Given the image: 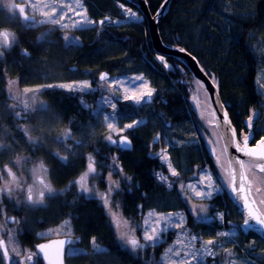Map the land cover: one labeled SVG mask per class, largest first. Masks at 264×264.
I'll return each instance as SVG.
<instances>
[{
  "label": "trees",
  "instance_id": "trees-1",
  "mask_svg": "<svg viewBox=\"0 0 264 264\" xmlns=\"http://www.w3.org/2000/svg\"><path fill=\"white\" fill-rule=\"evenodd\" d=\"M146 2L149 11L154 14L163 0H146ZM97 10L103 8L99 7ZM5 13L0 7L2 18ZM106 16L111 15L105 13L98 18ZM111 20L106 21L105 26H97L99 30H104L99 37H102L101 34H105L104 37L106 35L113 37L120 44H116L120 52L101 58L91 56L95 50L88 46L92 45L93 39H100L95 35L92 36L91 31L82 30L75 33L80 41L77 44H82L81 48L66 46L63 50L60 43L65 44V42L60 32L50 30L53 39L37 43L39 29L22 27L18 18L7 23L15 29L17 40L16 45L6 51L3 60H0V127L3 129L0 135L5 136L13 152L9 160L5 158L0 161V166L11 165L10 162L18 155L15 148L23 146L27 154L39 158L48 166L54 184L63 188L79 174L84 164L88 162V154L85 153L90 152L97 163L99 175L95 179L99 188L104 189L103 178L110 172L114 181L119 183V190L113 192V199L119 205L123 217L139 224L141 215L147 209H167L170 207L169 201L175 199L176 206L185 215L186 225L195 232L207 233L209 237H214L218 228L228 229L232 226L238 228L235 237L221 241L223 250L216 251L214 258H206L203 264H222L225 260V251L228 250L238 258H247L251 264H264V243L258 234L253 231L244 232L241 229L240 213L227 190H219L206 201L210 213L209 221L201 224L192 217L186 198L176 186L178 182L183 184L196 179L198 172L203 168L209 170L215 181L217 180L214 157L203 142L197 145L194 143L184 149L176 144L169 148L168 152L174 156L173 160L181 159L192 167V172L181 173L183 177L179 175L175 180L172 177V187L167 189L156 176L159 170H164V165L160 162L159 155L152 153L157 147V141L152 136L153 131L149 126L127 130L126 135L130 138L132 147L129 150H120L119 147L116 148L103 140V135L97 130L100 121L97 119L94 121L91 109H86L81 101L68 94V91L43 89L40 96L50 110L47 113L35 111L26 115L30 124H37L40 127L46 125L47 128L44 130L47 134H51L50 139L54 143L44 142L45 144L38 146L33 145V153L32 149H29L30 143L26 142L24 133L12 127L10 123L7 124L13 117V111L20 110L19 106L15 109L10 106L11 98L7 94V82L16 77L21 85L43 83L41 74L44 73L39 68L41 65L39 59L51 57L56 64L64 68L70 63H76L80 67L88 65L91 69L115 68V64L119 61L125 62V59H121L123 52L121 50H126L132 59V56H137L134 60L136 63L129 60L133 64L128 66L137 65L133 66L135 69H140L138 67L140 66L144 72L151 75L154 83H161V86L157 89V95L152 97L151 103L140 107L118 100L120 109L135 114V111L145 106L148 110L142 114L155 124V130L161 133L162 128L169 123L180 132L177 139L181 142L187 141V136L181 132L182 127L184 132L190 130L191 124L194 127L199 124L197 119L192 122L193 115L187 107L189 90L184 82V75L190 78V73L175 58H166L173 70H165L157 64L145 20L121 24L109 29ZM1 21L2 19L0 26ZM158 29L166 45L182 47L194 55L203 70L212 78L237 135L240 136L242 131H251L254 139L250 140V144H255L264 136V101L256 87L259 69L264 68V51L254 48L257 37L259 35L264 37V0H170ZM54 42L57 44L51 45ZM24 50L29 51L28 56L21 54ZM140 50L149 53V57L144 62L138 58ZM37 68L40 73L37 72ZM153 86L156 87L155 84ZM100 96V92L97 91L94 97L86 99L85 104L88 107L89 104L95 107ZM151 109L154 114L149 113ZM253 112L258 118L255 117L253 128L249 130L246 122ZM49 117L55 118L54 124L43 121L51 120L52 118ZM67 125L72 135L82 140L81 144L58 142L57 135ZM89 125L93 128L87 132L86 127ZM80 131L85 133L82 134ZM158 135L161 137L160 134ZM65 145L71 149L70 152L66 150ZM56 149H63L64 156L68 155L66 165H62L55 158ZM175 164L180 168V164L177 162ZM64 194L61 197L51 198L47 208L48 217H40L55 223L59 217L69 215L75 235L80 237L79 243L86 251H94L91 245L92 237H95L96 243L106 250V254L94 251L95 256L86 254L87 256L71 259L70 264H100V260L106 264H152L154 260L158 264L159 256L163 252V243L155 248L132 252L118 241L114 225L99 199L85 200L73 189ZM14 204L13 199L3 197V205ZM219 213L223 214L222 221L217 218ZM20 239L24 243L29 242L27 233L20 236ZM249 242H253V248H248Z\"/></svg>",
  "mask_w": 264,
  "mask_h": 264
},
{
  "label": "rangeland",
  "instance_id": "rangeland-1",
  "mask_svg": "<svg viewBox=\"0 0 264 264\" xmlns=\"http://www.w3.org/2000/svg\"><path fill=\"white\" fill-rule=\"evenodd\" d=\"M89 1H92L91 3L94 4L93 7L95 8V10L89 9V7L86 5L85 1L81 0L82 8L87 10V19L95 21L94 16L98 17L100 15H103V13H106L107 15H111V16H106V17H110V19H112V22H111V24H109L110 26L108 27L109 29L112 27H116L118 25H121V24H127L130 22H141L142 20H144L143 16H141L139 11L134 6L128 4V2L127 3L124 2L125 0L123 2H120V1L118 2V0H89ZM12 2L24 4L27 7L28 11L32 15L35 16V18H36L35 21L37 23H36V26H34L32 28L39 29V31H40V33L38 35L39 37L44 33H48L47 39H53V37L51 36L52 32L50 30L55 31L54 29H56V30H59L62 37L68 36V37L77 38V36H76L77 34H75L77 31H82V30L88 31L91 29V27L93 25H95L96 26V33L94 35L96 36V38H100V39H93V41L91 42L92 46L95 47V48H93V50H95V52L91 56H93V57L96 56L97 58H101V57H105V56H111L110 54H115V53L118 54L120 52L118 50L117 45H116L118 42L116 40H114L113 37L107 36V35H106V37H104L105 34H101L100 36H102V37H99V34L102 33L104 30H99L97 28L98 25L96 23L86 24L83 28H73L72 24L74 23V21L81 19V17L75 16L72 12H69L68 15L65 17L64 21L62 22V23H65L68 25L67 28L61 29L59 26H55V25H51V24H40L39 21L43 19V17L40 15V8H31L30 5L31 4H39L42 7L43 3L51 4V0H12ZM59 3H63L65 5H68L71 3L72 6L75 8L76 0H57V4H59ZM121 4H123L125 6V8H131L133 12H136L138 14V18H129L128 14L120 7ZM147 6H148V4H147ZM99 7H102L103 10H97ZM44 10L50 11L51 9L48 8V9H44ZM4 11L6 12L4 15V18H2L3 16H0L1 17L0 19H2L1 23L5 24V25L1 24L0 31H3L5 29L8 30L10 32V34L13 37H15V41H16V36L14 34V30L7 23H10V21H12V19H17L18 16L10 15L6 11V9H4ZM97 17H95V19ZM99 18H101V17H99ZM22 23H24V22H22ZM22 23H20V25ZM104 26H105V24H104ZM55 40H56V38H55ZM77 40H78V43H80L78 38H77ZM63 41H64V39H63ZM174 47H179V46H174ZM254 48H256L259 51H264V37L263 36L259 35L257 37V40L255 41V44H254ZM121 51H123L121 59H125V62L119 61L117 64H115L116 67L112 68L113 74L108 79V81L99 82L98 86H100V87H98V86L96 87V89L101 94V97L99 98V100L96 103V108L93 111V113H94V119L93 120L96 121V119H97V121L98 120L100 121V125L97 128V130L100 132L101 135H103L104 139H105V137H107L110 134L112 135V137H118L115 133H111L109 131V129L106 126L107 122L103 119V117L105 115H110L113 111V109H111L108 106V104L105 102V98H108L113 103H117V117H118V119H116L114 122L115 127L117 129L122 128L123 125L128 124V123H132L133 120L141 121V123L138 126L132 128V130L137 129V128H141V127H145V126H149L150 129H152V131H153L152 136L154 137V139H156L155 141H157L156 142L157 147H156V149H154L152 151V153L160 154L163 150L169 158L168 163H170L172 165V167L175 168V170L180 175H181V173L192 172V167L188 166L181 159L177 158L175 160H176L177 164H180V168H178L175 164L176 163L175 160H173L174 156L173 155L171 156L170 153L168 152L169 148H171L173 146V144H176L179 146V148L184 149L188 146L194 145V143L197 145L198 143L203 142L204 145L206 146V148L208 149L209 153L214 157L215 167L217 170V180L215 181V179L212 176V173L209 170H207L206 168H203L198 172L196 179L191 180V181H186L185 183H183L185 185L184 189H181V187H180L181 182H178L176 186L181 190V192H182L181 195L186 198V201L188 203L187 207H189V211H190L192 217L195 220L200 221L201 224H202V222H203V224H206L209 221V214L210 213H209L208 205L206 202L209 198L196 196L195 192L192 189L188 188L187 186L189 184L194 185L197 191L206 190V189H204V184L200 183L201 178L205 175H211L212 183H213L214 187L217 189L214 193H216L222 189H225L230 193V195L232 196L233 203L236 205L237 211L239 212V208H238L237 203L235 202V198H234L235 192L232 191V186H233L232 185V175H233V170H235L236 175H238V176L240 175V172H241L240 165L238 163H236V158L232 157L227 151L226 143L221 136V133H220L218 126L216 125L215 117H214V114H213L207 93L205 92L203 86L191 74H190V78H188L186 75H184V77H185L184 82L186 83L187 89L189 90V98H188L189 105L187 107L193 115L192 122H195L197 119L199 124L197 127H194V125L191 124L190 130H186L184 132H183L184 128L182 127L181 132H182V134H185L187 136L186 137L187 141L183 140L184 142H181V141H179V139H177L180 132H178L176 128H173V125L172 126H164V128H162V130H161V133L159 130H157V129L155 130V124L150 122L142 114V113H144V111L148 110L145 106L142 107L140 110L135 111V114L131 113V111L129 112V110H123V109L121 110L120 109L117 101L118 100L123 101L122 96L124 94L125 88H129V89L134 90V91L144 90L145 88H150L153 90V96L152 97H154L157 95V89L159 88V86H161V83H154L151 75L144 72L140 66H138L140 69H135L133 67V66H137V65H133L132 67L131 66L129 67L128 65L133 64V62H131V61L129 62V60L134 61V60H136L137 56H132L133 57V59H132L131 57H129V53L126 52V50H121ZM148 57H149V53H144L143 51H141L140 56L138 58H140L144 62V61H146V59ZM158 57H161V56L155 55L154 59L159 66L163 67L165 70H168V69L173 70V67L171 66V64L169 62H167L165 57H164L163 62L160 59H158ZM39 61L41 63V65L39 67L40 69H43V68L58 69V68H56V61H54V59L51 57H49L48 59L47 58H41V59H39ZM165 62L167 63L168 67L164 66ZM134 63H136V62L134 61ZM38 66H39V64H38ZM37 70H38L37 72H39L38 68H37ZM48 73H50V71H48ZM96 73H97V70H90L91 75H93V74L96 75ZM137 76L143 77V83H141L138 80H134V78ZM11 81H16V84L14 85L12 92L17 97V99H12L7 92L8 96L11 98L10 106L13 109H15L17 106H19L21 109V113L24 114L23 104L25 102H27L28 104L31 105L33 95H35V100H36V103H35V105H33V107L39 108V105L41 103L45 104L44 100L40 97V93L43 89L40 92L35 93V94H33V93L25 94L24 89H26V88H38L41 85H47V84H53V85L65 84V85H67V84H73V83L88 81V79L83 77V75H82L81 78L77 77V78H73L71 80L58 82V77L53 76V77L49 78V81L47 83L28 85V86H21L19 84V81L16 79H12ZM111 81H121L122 82L120 84V86L118 87V91L116 92L115 96L112 95V89L109 86ZM152 83L155 84L156 87L153 86ZM172 84H173V81H172ZM172 84H171V86H172ZM91 86H92V90H94L95 86L94 85H91ZM6 87L8 89V84ZM256 87H257V90L260 93V95L264 101V68L259 69V72H258L257 78H256ZM46 89H50V90H53V89H59L60 90L61 89V90L67 91L66 89H62L59 87L46 88ZM69 92H72V91H69ZM126 102L132 103L131 101H126ZM146 104H149V103H146ZM13 106H15V107H13ZM137 112H139V113L137 114ZM150 112H151V114H154V112H152V109L149 111V113ZM255 117H256V115H255ZM51 118L52 117H49V119H51ZM256 118H258V116ZM54 120H55V118H52L51 120H45L44 119L43 121H48V124H54V122H55ZM165 127H167V128H165ZM46 128H47L46 125L40 127L37 124H31L26 128V130L29 131V133L32 135V139L38 140L39 143H41L40 141H43L46 143L47 142L54 143V141L50 139L51 134H47V132H45L44 129H46ZM92 128H93V126L89 125L86 127V129H87L86 131L88 132ZM127 130H130V129H127ZM127 130H125L124 132H122L120 134H126ZM68 131L69 130L67 128H62V132L59 135H57L56 138L59 139L64 133H66ZM80 133L84 134L85 132L80 131ZM246 133H248V132L242 131L240 136H238V142H241V146H242V136H243V134H246ZM158 134L161 135V137L159 139L156 138V136H158ZM52 139H53V137H52ZM250 140H249V147H254L257 141L255 142V144H250ZM0 143H3L5 145H9V142L5 139V136H3V135H0ZM29 149H32V144H30ZM15 150L18 152V155L16 156V158L17 157H26V158H29V160L31 162L27 163V164H22L21 165L22 171H20V172H17V169L15 167H13L12 170L14 172H17L18 176H22L29 184H31L33 181H32V178L30 176V173L27 171V169L33 168L35 166V164L41 162V160H39V158H35V157L30 156V154H27L26 150L23 146L17 147V148H15ZM12 152H13V149L10 148L9 150H6V151H3L2 153H0V161L2 159H5V158H6V160H9L12 157V154H11ZM55 153H59L60 156H64V150L63 149H60V150L56 149ZM67 157H68V155H67ZM16 158H14V160ZM68 159H69V157H68ZM159 160L164 165V170H159L157 173H163V175L167 176L168 177V183L171 184V179L173 176H171V174L168 170L167 163L164 162L160 158H159ZM245 161H246V166L243 169V171L245 172V174L248 177V181L246 182V188H247L248 183L251 184V195L249 196V201H252V200L256 201L255 204H250V207L254 211H258L259 213H264V204L259 203L261 200H264V173H259L258 170L252 168L249 164H247V162H248L247 160H245ZM87 163L84 164V167L80 170L79 174L74 179H71L70 181L78 179L86 171ZM5 165H7V164H3L2 166H0V169H2ZM44 165L48 169V166L45 163H44ZM11 166L12 165H9V167H11ZM181 177H183V176L181 175ZM7 179H8V177L5 176L4 180H0V187L4 186V182ZM175 179H177V177H173V180H175ZM47 180L50 182L51 187L57 193L63 192L62 195H65L64 194L65 192H67L70 189L71 190L73 189L76 192V194H78V195L80 194L76 187H70L69 186L70 181L68 183H66L63 188L57 187L54 184L53 180L50 178L49 170L47 173ZM112 181H114L113 177L112 176L109 177V174H107L103 178L104 189L99 188V184L97 183L96 179L89 178L88 184L90 187L94 188L99 194L103 195L107 191L108 184L111 183ZM161 183H163V182H161ZM240 183H241V181H240V179H238V186ZM170 188L167 187V189H170ZM258 188L261 189V191L259 193H257V191H256ZM238 193H239L238 195L241 199V202L244 205L243 197L245 195H247L248 193H247V191L240 192L239 190H238ZM62 195H58L55 198L61 197ZM4 197L7 198V196H4ZM12 197H13L12 199L14 200L15 204L20 205V206H26L28 208V210L36 211V210L40 209L41 207H43V206L30 207L27 204L23 203V196H21V194L19 192H13ZM17 199H19L21 202L16 203ZM50 199L51 198H46L45 205L48 204ZM111 200L113 203V207H112L111 211L117 213V216L121 221H127L130 228L135 229L134 232H132V231L128 232V236L134 237V238L140 237L142 227L144 224V219L148 217L149 212L154 211L157 214L173 213L174 216L172 219L174 222L179 220V218L181 216L184 217L182 229L179 227L170 228L168 230V232L166 233V235L164 237V241L162 242L163 243V252L159 256L158 264H161V257L164 255L165 251L169 247H173L174 250H179L182 252V255L179 257L174 256L171 253H169L172 260H175L178 262L181 259H191L190 255L185 256V255H183V253L184 252H189V253L196 252L197 259L191 260V264H203L205 262L206 258H208V257L214 258L215 254L214 255H207V253H205L203 256H201V252L203 251V249L201 248V242L207 241V240L215 241V244L213 246H209V247L212 248L213 253H215L216 251L220 252L223 250L222 244L220 245L221 241L223 239H230L231 237H219L217 234L220 232H231L233 230L237 231V229H238L236 226L235 227L232 226L228 229L218 228L216 230V234L214 235V237H209L207 233L195 232V231L191 230L186 225L185 215H184L183 211L179 207L176 206V204H175L176 200L175 199H173L172 201H169L168 205L170 207L167 209H161V208L160 209H157V208L147 209L141 215L140 223L135 224L131 220L123 217V215L120 212L119 207L118 208L115 207V205H117V203L113 199V193L111 196ZM4 206H6V205H3V199H2L3 215L0 216V225H3L6 223V221L4 219V217L6 216V211L4 209ZM193 206H195V208L197 209L196 213H193L191 211ZM201 207L206 208L207 211L203 212V213L200 212L199 209ZM247 210L249 211L248 208H247ZM106 213L112 222V219L110 218V216L108 214L109 213L108 209H106ZM10 214L11 213H8V215H10ZM240 216H241V221H242L240 224V227H241V229H243L244 232H247L243 228V220L244 219H243L241 213H240ZM217 218H218V215H217ZM15 220L19 221V223L18 224L17 223L9 224L7 222V229L13 230V232L15 234V239H16V241H18L17 230L20 226H22L26 222L27 219L23 216V214H20V216ZM70 220H71L70 216L65 214L63 217L59 218V221L57 220L55 223L48 222L49 224H47L45 229H43L41 231H37V235H38V237H42L44 239L48 238V237H58V236L71 235V234H73L72 228H71V232L69 233L67 229H64L62 227L64 225L65 221H70ZM219 221H220V219H219ZM28 227L32 228V229L36 228V226L34 225L33 222H28ZM114 228L116 230L117 236L119 235V231L126 230L124 228L117 230L115 225H114ZM7 229H5V231H6V237H5L6 243L8 240ZM58 229H59V231H57ZM253 232L258 234L264 243V236L259 234L257 231H253ZM40 234H43V235H40ZM193 235L198 236L199 239L196 241H191L190 237ZM177 239L182 240L185 245H188V247L185 248V247H182L181 245H175L174 241H176ZM120 242L124 247H126V249L132 251L129 246L125 245L124 242H122V241H120ZM141 243H143L142 240H141ZM18 244H19L18 250L20 252V256H18V257L14 256V259H19L20 261H23L24 264H28L26 261L23 260V257L26 254L27 249L22 248L19 241H18ZM193 245H194V247H193ZM247 245H248V248H253V246H254L253 242H249V244H247ZM13 247H16V245L15 244L9 245L10 251ZM76 247H77V245H76ZM197 250H200V251H197ZM132 252H135V251H132ZM96 253H98V252H96ZM225 253H226L225 258H224L225 260L223 261L222 264H229V261H234L235 264H251L250 260H248L247 258H238L237 255L233 254L231 250L225 251ZM165 259L167 260V257ZM100 264H106V263L103 262L102 260H100Z\"/></svg>",
  "mask_w": 264,
  "mask_h": 264
},
{
  "label": "snow or ice",
  "instance_id": "snow-or-ice-1",
  "mask_svg": "<svg viewBox=\"0 0 264 264\" xmlns=\"http://www.w3.org/2000/svg\"><path fill=\"white\" fill-rule=\"evenodd\" d=\"M0 7H3L6 9V11L12 15V16H18L19 18H22L23 22L25 23L26 27H34L36 26V21L25 12V7L21 4L13 3L12 0H0ZM31 8H40V15L43 17L42 20L39 21L40 24H51L55 26H59L61 29L67 28L68 25L65 23H62L65 19V17L68 15L69 12H72L75 16L81 17V19L74 21L72 24L73 28H83L86 24H93L96 23V21H92L87 19V10L82 8L81 0H76L75 8L72 6V4L65 5L63 3L57 4V0H51V4L49 3H43L42 7L39 4H31ZM120 7L128 14L129 18H138V14L136 12H133L131 8H125L123 4L120 5ZM50 8V11H46L44 9ZM109 18H105V20H108ZM105 20L99 21V24H103ZM48 33L42 34L40 37L37 38V43H44L47 40ZM66 45L68 46H74L78 43L77 38L75 37H63ZM15 43V37H13L8 30L0 31V60H3L4 54L6 51H9L11 47ZM181 52L185 51V49H180ZM24 56H28L29 53L27 50H24L22 53ZM162 62L164 61V57H158ZM165 67H168L167 63L164 64ZM101 81H108L107 74H101L100 75ZM134 80H138L141 83H143V77L137 76L134 78ZM8 89L7 92L10 95L12 99H17V97L13 94L12 89L14 85L16 84V81L9 80L8 82ZM122 82L121 81H111L109 86L112 89V95L115 96L116 92L118 91V87L120 86ZM53 87H59L62 89H66L67 91L72 92H80L84 93L86 90L91 91L92 86L91 83L88 81L73 83V84H59V85H53V84H47V85H41L38 88H26L24 89L25 94L27 93H38L42 89L46 88H53ZM130 93V94H129ZM153 96V90L150 88H145L144 90H138L134 91L129 88L124 89V94L122 96L123 101H131L136 106H141L142 103H150L151 98ZM105 102L108 104V106L113 109L112 113L110 115H105L103 119L107 122L106 126L109 129L111 133H115L119 139H113L112 135H108L105 137L106 141H108L112 145H118L120 150H129L131 147V141L128 139L127 136L120 135V133L124 132L127 129H132L136 126H138L141 121L133 120L132 123H128L123 125L122 128L117 129L115 127V120L118 119L117 117V103H113L110 99L105 98ZM119 102V101H117ZM35 95L32 97V103L31 105L25 102L23 104V111L25 114L28 112H35L39 111L42 113H47L50 109L47 104L41 103L39 105V108L33 107L35 105ZM81 104L84 107H88L83 100H81ZM15 107V106H13ZM14 115L19 117L21 115L20 112H14ZM255 118V113L249 115L248 120L246 122V126L249 130L253 128V120ZM224 119L225 122L230 123L227 119V112H224ZM26 131V130H22ZM232 136L235 138V129H231ZM0 132H3L2 127H0ZM71 138V130L64 133L59 139L58 142L63 143L67 139ZM28 142L32 145H39L38 140H33L30 136L27 137ZM159 139V137H157ZM254 139V134L249 131L246 134H243L242 136V146L241 142H236L235 147L237 152H240L243 154V156L251 158L247 164H249L252 168L258 170L259 173H264V136H262L255 144L254 147H249V140ZM76 143L79 145L80 141H76ZM66 150L69 152L71 151L70 148H67L65 145ZM11 148V145H5L3 143H0V153L3 151L9 150ZM55 158L58 159L62 165H66L68 161L67 156H60L59 153L54 154ZM159 155V158L162 159L164 162L167 163L168 170L173 177H178L180 174L175 170V168L172 167L170 163H168V156L165 154V152L162 150V152ZM115 160V158H113ZM31 161L29 158L26 157H17L14 161H11V167L8 165H5L2 169H0V180H4V177H8V179L4 182V186L0 187V216L3 215V208H2V199L4 196H7L10 200L13 198L12 193L13 192H19L21 196H23V203L27 204L30 207H37V206H44L46 198H55L58 195H62L63 192L57 193L50 185V182L47 180V173L48 169L45 167L44 163L41 161L39 163H36L35 166L31 169H27V171L30 173V176L32 178V183L29 184L22 176H18L17 172L22 171L21 165L30 163ZM236 163L240 165V175L239 179L241 183L239 184V188H237L236 180L237 176L235 173V170H233L232 175V191L236 192L239 190L240 192L247 191V195L243 197L244 199V207L248 208V215L247 218L243 220V228L245 231H264V213H259L258 211H254L250 204H255L256 201L252 200L249 201V196L251 195V184H247L246 188V182L248 181V177L243 171V169L246 166V161L243 159H240L239 157L236 158ZM15 167L17 169V172H14L12 169ZM100 167H104V165H100ZM99 175L97 173V163L95 160V157L92 155H89L88 157V163L86 166V171L76 180L70 181L69 186L70 187H76L80 193V195L85 200H91L98 198L102 205L109 210V216L112 219L113 224L117 228V230H120L121 228H124L126 230L119 231V235L117 236L118 241H122L125 243L126 246H129L132 251L137 250H143L146 248H155L159 246L163 241L166 233L170 228H183V220L184 217L181 216L179 220L173 221V213L168 214H157L154 211L148 213V217L144 219V224L142 227L141 235L139 238H134L128 236V232L132 231L134 232L135 229L130 228L127 221H121L117 213L112 212L111 209L113 207V203L111 200V196L113 192H118L119 190V183L116 181H112L108 184L107 191L101 195L99 194L94 188L90 187L88 184L89 178L95 179ZM112 175V173H109V177ZM157 178L163 182L167 187H172V184L168 183V177L163 175V173H156ZM125 179H129L128 177H125ZM206 182V183H205ZM200 183L204 184V189L206 190H199L197 191L194 185L189 184L187 187L192 189L195 192L196 196L199 197H207L211 198L213 196V193L217 190L213 183H212V177L211 175H205L201 178ZM181 189H184L185 185L180 184ZM257 193L261 191V189L256 190ZM21 201L19 199L16 200V203H20ZM260 204H264V200H261L259 202ZM115 207H119V205H115ZM193 213H196L197 209L195 206L191 209ZM200 212H206L207 209L201 207L199 209ZM218 218L222 221L223 220V214L219 213ZM6 223L3 225H0V233H4L5 229H7V221H11L12 223H19V221L15 220V218L12 217H4ZM64 229H67L68 232H71V222L65 221L64 225L62 226ZM51 231V230H50ZM59 231V229L57 230ZM7 235L8 240L7 243H5L4 240H0V264H24L23 261L20 260H14L13 255L18 257L20 256L19 252V244L18 241L15 239V234L13 230L7 229ZM43 235V234H40ZM219 237H235L237 235V231L233 230L231 232H220L217 234ZM198 236H191V241L198 240ZM141 240L143 243H141ZM55 244H57V258H58V264H63L62 257L65 252V245H68V254L70 255H76V254H85L83 249H79L76 247V242L72 240H59L55 241ZM15 244L16 247H13L11 249V252L13 255H10L9 252V245ZM175 245H181L182 247L187 248L188 245H185L182 240L177 239L174 241ZM215 244V241L213 240H207L201 242V248L203 251L201 252V256H203L205 253L207 255H214L212 248L209 246H213ZM91 245L93 246L94 251L98 253H105L106 250L102 249L100 245L96 243V238L92 237L91 239ZM50 245L41 244L38 246L37 252L30 253L27 255L26 259L28 264H33L34 257H40L42 254V257L45 261H47V264H53V261L49 258L48 254V248ZM194 247V245H193ZM200 251V250H197ZM171 253L174 256H181L182 252L179 250H174L173 247H169L164 255L161 257V264H191V260L197 259L196 252H184L183 255L185 256H191V259H181L180 261L172 260L171 256L169 255ZM167 257V260L165 259ZM152 264H156V262L153 260ZM229 264H235L234 261H229Z\"/></svg>",
  "mask_w": 264,
  "mask_h": 264
},
{
  "label": "flooded vegetation",
  "instance_id": "flooded-vegetation-1",
  "mask_svg": "<svg viewBox=\"0 0 264 264\" xmlns=\"http://www.w3.org/2000/svg\"><path fill=\"white\" fill-rule=\"evenodd\" d=\"M85 1V3H86V5L89 7V9H95L93 6H94V4H92L91 2L92 1H89V0H84ZM120 2H123L122 0H120ZM16 4H21V5H23L24 7H25V12H26V14H28V15H31L32 17H33V19L34 20H36V18H35V16L34 15H32L29 11H28V9H27V7L24 5V4H22V3H16ZM103 14H105V13H103ZM95 17H97V16H94V20L96 21V24L98 25V26H100L101 24H99V21L100 20H103L104 18H106V17H103L102 19L101 18H96L95 19ZM18 19H19V21H20V23H22L23 22V20H22V18H19L18 17ZM107 22H110V21H107ZM111 22H112V20H111ZM106 23V21L102 24V25H104ZM25 23H22L21 24V26L23 27H25V28H31V27H26L25 25H24ZM101 25V26H102ZM13 29V28H12ZM14 30V34H15V36H16V40H17V35H16V32H15V29H13ZM56 32H59V30H56V29H54ZM88 31H91L93 34H92V36H94V33H95V31H96V26L95 25H93L92 27H91V29L90 30H88ZM91 36V37H92ZM57 43H52L51 45H56ZM61 45V48L64 50L65 48H66V46H68V45H66V44H64V43H60ZM16 45V43H14V45L13 46H15ZM12 46V47H13ZM74 46H76L77 48H81L82 47V44H75ZM88 47H93L92 45L91 46H88ZM93 48H95V47H93ZM28 53H29V51H27ZM78 53V52H77ZM56 68H58V69H53V68H43V69H41L42 71H43V73H44V75L43 74H41V78L43 79V83H47L48 81H49V78L50 77H53V76H57L58 77V82H61V81H66V80H71V79H73V78H81L82 77V75H83V77H85V78H87L88 79V81L91 83V85H94L95 87H94V90H91V91H85L84 93H80V92H67L68 94H70V95H72V96H74V97H76V98H78L80 101L81 100H83L84 101V103H87L86 102V99H88V97H94L96 94H97V89H96V87L99 85V82H103V81H101L100 80V75L101 74H107V76H108V79L112 76V68H107V67H104V69H102V68H96V69H91V68H88V65H86V66H82V67H80L78 64H76V63H70V64H67L66 65V67L64 68V66L62 67V65H59V64H56ZM90 70H97V73H96V75H91L90 74ZM48 71H50V73H48ZM48 73V74H47ZM12 79H16V80H18L16 77H14V78H12ZM19 81V80H18ZM43 83H36V84H43ZM20 85H21V83H19ZM36 84H31V85H36ZM21 86H28V85H26V84H23V85H21ZM98 87H100V86H98ZM41 97V96H40ZM101 97V96H100ZM151 100H152V98H151ZM151 103V102H150ZM90 105V107H85L86 109H88V108H90L91 109V112L93 113V111H94V109L96 108V106L95 107H93L92 106V104H89ZM141 106H143V104L141 105ZM140 106V107H141ZM14 112H20L21 113V109L20 110H17V111H13V117L11 118V119H9V121H8V123L7 124H11V126L12 127H15V128H18L19 129V131L21 130H26V128L29 126V125H31L29 122H28V120L26 119V115H28V113L27 114H22L21 113V115L19 116V117H17V116H15L14 115ZM29 113H32V112H29ZM34 113V112H33ZM94 114V113H93ZM166 126H170V124L169 123H167L166 124ZM65 128H67L68 130H71L70 129V127H69V125H67ZM23 133H24V136H25V139H26V142L27 143H29L28 142V139H27V137H31L32 138V135L29 133V131H22ZM120 135H125V136H127L128 137V135H126V134H120ZM157 137H160L159 135L158 136H156V138ZM113 139H118V137H113ZM103 140H105L104 138H103ZM76 141H80V144L82 143V140H79V138L78 137H76L75 135H72V131H71V138H69V139H67L66 141H64V142H73L75 145H78L77 143H76ZM40 142H43V141H40ZM109 143V142H108ZM40 144H45L44 142L43 143H39V145ZM110 144V143H109ZM112 145V144H111ZM33 146V145H32ZM37 146V145H36ZM112 146H114V147H116V148H118V146L117 145H112ZM31 150V149H30ZM32 152L34 153V148L32 147ZM90 152H86L85 154H88V157H89V154ZM87 157V156H86ZM107 158V157H106ZM48 204L46 205V207H41L40 209H38V210H36V211H33V210H28V208H25V206H20V205H17V204H14V205H11V206H4V209H5V211H6V217H12V218H15V219H17L19 216H20V214H23V216L27 219L26 220V222L22 225V226H20L19 228H18V230H17V238H18V241H19V243L21 244V247L22 248H25V249H27V251H26V254L24 255V257H23V260L24 261H26L27 262V259H26V257H27V255L28 254H30V253H34V252H37L36 251V245L38 244V243H40V242H46V241H48L49 239H52V238H57V237H48V238H42V237H38V235H37V231H41V230H43V229H45L46 228V226H47V224H49L48 222H50V221H47V219H42L40 216H42V217H48V212H47V208H48ZM11 213L10 215H8V213ZM43 213V214H42ZM42 214V215H41ZM60 218V217H59ZM59 218L58 219H56V220H58L59 221ZM9 224H14V223H12L11 221H7ZM28 222H33L34 223V225L36 226V228L35 229H32V228H29L28 227ZM70 222H71V220H70ZM71 228L73 229V234H71V235H65V236H58V237H71L72 239V241H75L76 242V245H77V247L79 248V249H83V251H84V253L85 254H76V255H70V254H68V247L69 246H67V248H66V250H65V254H64V264H70V260L71 259H75V258H77V257H83V256H87V255H93V256H95V252H92V251H86V249H84L83 248V246H81L80 245V237L79 236H77V235H75V231H74V227H73V225L71 224ZM24 233H27L28 234V239H29V242L28 243H24L21 239H20V236H22ZM5 237H6V231L4 232V233H0V240H4L5 241ZM5 243H6V241H5ZM9 252H10V255H13V253L10 251V249H9ZM87 254V255H86ZM13 259H14V255H13ZM14 260H19V259H14ZM28 263V262H27ZM33 264H45L44 262H43V260L40 258V257H34V261H33Z\"/></svg>",
  "mask_w": 264,
  "mask_h": 264
},
{
  "label": "water",
  "instance_id": "water-1",
  "mask_svg": "<svg viewBox=\"0 0 264 264\" xmlns=\"http://www.w3.org/2000/svg\"><path fill=\"white\" fill-rule=\"evenodd\" d=\"M124 2L126 3L128 2V4L134 6L139 11L141 16H143V19L146 22L147 34H148L153 52L156 55H159L165 58H175L203 86L205 92L207 93V96H208V99H209V102H210V105H211V108H212V111L215 117L216 125L218 126L221 136L226 143L228 153L234 158L239 157L240 159L249 161L251 158L243 156L242 153L237 152L236 150L235 143L238 142V135H237L235 127L233 126L230 120L226 107L220 98L218 88L216 84L214 83V81L203 70V68L200 66L195 56L190 54L187 50L181 52L180 49H184L182 47H174V46L166 45L161 39L158 27H159L160 21L162 20L165 14V9L168 5L169 0H163V2L161 3V5L159 6V8L156 10L154 14L150 13L146 0H125ZM107 18L109 19L105 20L104 18L103 20L109 21L110 17H107ZM225 111L227 112V119L228 121H230V123L225 122V119H224ZM233 128L235 129V133H236L235 138H233L232 136L231 129ZM128 139L130 140L129 137ZM131 147H132V142H131ZM236 176H237L236 185H237V188H239L238 186L239 176L238 175ZM238 194L239 193L237 190L234 195L235 202L237 203L239 212L241 213L243 219H246L248 215V210L247 208L244 207ZM256 231L262 236H264V231H259V230H256ZM71 239H72L71 237L67 236V237L52 238L46 242H40L36 245V251L38 250V246L41 244L50 245V247L48 248L49 258L53 261V264H58V258H57L58 246L54 242L59 241V240H71ZM67 246L68 245H65V250ZM40 258L43 260L45 264H47V261L43 259L42 254ZM62 260L64 264V255L62 257Z\"/></svg>",
  "mask_w": 264,
  "mask_h": 264
},
{
  "label": "bare ground",
  "instance_id": "bare-ground-1",
  "mask_svg": "<svg viewBox=\"0 0 264 264\" xmlns=\"http://www.w3.org/2000/svg\"><path fill=\"white\" fill-rule=\"evenodd\" d=\"M170 1V0H169Z\"/></svg>",
  "mask_w": 264,
  "mask_h": 264
}]
</instances>
